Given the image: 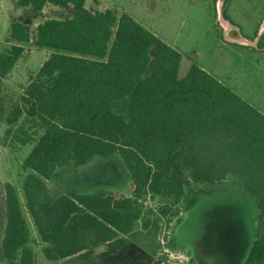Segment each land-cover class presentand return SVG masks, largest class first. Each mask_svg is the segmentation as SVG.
I'll return each instance as SVG.
<instances>
[{
  "label": "trees",
  "instance_id": "16d2710c",
  "mask_svg": "<svg viewBox=\"0 0 264 264\" xmlns=\"http://www.w3.org/2000/svg\"><path fill=\"white\" fill-rule=\"evenodd\" d=\"M86 1H17L33 5L38 16L47 4L73 15L39 24L36 43L50 55L6 118L14 125L26 114L45 131L25 159L24 201L13 183L5 184L1 264H35L29 217L48 260L90 257L98 243L124 248L140 220L150 225L156 211L148 198L158 199V214L166 215L170 202L188 194L189 210L205 193L192 183L226 180L256 201V235L244 264H264V112L199 65L181 77L178 49L129 14L94 11ZM30 39L27 23L11 24L12 44L0 51V94ZM153 46L155 65L146 74ZM124 99L126 111H116L114 103ZM116 153L130 172L129 194L104 188L51 194L48 181L62 169Z\"/></svg>",
  "mask_w": 264,
  "mask_h": 264
},
{
  "label": "rangeland",
  "instance_id": "374dc122",
  "mask_svg": "<svg viewBox=\"0 0 264 264\" xmlns=\"http://www.w3.org/2000/svg\"><path fill=\"white\" fill-rule=\"evenodd\" d=\"M17 1L0 0V51L12 44L9 31L13 22L27 23L31 32L23 55L3 79L0 94V264L5 260L1 244L6 227L5 184L13 183L24 201L23 182L30 173L25 159L45 131L26 114L14 125L6 118L21 103L26 86L50 55L51 50L36 43L39 24L47 18L73 15L70 8L47 4L44 16H38L33 5L19 6ZM85 6L129 14L182 53L181 77L193 65L204 67L264 112V0H87ZM227 21L239 26L249 40L233 39L237 44L223 40ZM150 54L146 74L155 65L156 46ZM123 101L114 103L116 111H126L127 100ZM48 184L52 195L70 190L91 193L100 188L131 192L130 172L118 153L109 158L97 156L76 169H62ZM190 188L205 191L194 207L184 208L186 194L170 202L167 214L160 215L158 199L148 198L146 206L156 211L150 225L145 228L144 219L140 220L124 248L98 243L90 257L48 260L45 243L29 217L35 264H154L158 259L161 264H244L256 235L255 199L230 180L192 183Z\"/></svg>",
  "mask_w": 264,
  "mask_h": 264
},
{
  "label": "crops",
  "instance_id": "0c3cea01",
  "mask_svg": "<svg viewBox=\"0 0 264 264\" xmlns=\"http://www.w3.org/2000/svg\"><path fill=\"white\" fill-rule=\"evenodd\" d=\"M233 31H237L238 33H240L244 40H241L240 38H238V35H236ZM232 32H233V33H232ZM223 34H224V36L222 37V39H223V40H226V41H228V42H231V43H235V42H234L235 39H236V40H240V41H242V42L244 41V43H246L245 40H249V39L246 38V37L244 36V34L241 32L240 27H239V26H235V25H233L230 21H227V25H226L225 28H224ZM229 37H231V38H229ZM233 39H234V40H233ZM235 44H237V43H235ZM238 45L241 46L240 43H238ZM244 45H246V44H244ZM203 68H204V67H203ZM204 69H205V68H204Z\"/></svg>",
  "mask_w": 264,
  "mask_h": 264
},
{
  "label": "water",
  "instance_id": "95a60500",
  "mask_svg": "<svg viewBox=\"0 0 264 264\" xmlns=\"http://www.w3.org/2000/svg\"><path fill=\"white\" fill-rule=\"evenodd\" d=\"M233 32H234L236 35H238V38H240L241 40H244L240 33H238L237 31H233ZM233 32H232V33H233Z\"/></svg>",
  "mask_w": 264,
  "mask_h": 264
},
{
  "label": "bare ground",
  "instance_id": "6f19581e",
  "mask_svg": "<svg viewBox=\"0 0 264 264\" xmlns=\"http://www.w3.org/2000/svg\"><path fill=\"white\" fill-rule=\"evenodd\" d=\"M227 25V24H226Z\"/></svg>",
  "mask_w": 264,
  "mask_h": 264
},
{
  "label": "built area",
  "instance_id": "2783aa9c",
  "mask_svg": "<svg viewBox=\"0 0 264 264\" xmlns=\"http://www.w3.org/2000/svg\"><path fill=\"white\" fill-rule=\"evenodd\" d=\"M180 257V256H179Z\"/></svg>",
  "mask_w": 264,
  "mask_h": 264
}]
</instances>
